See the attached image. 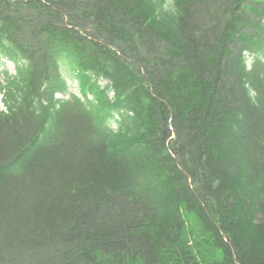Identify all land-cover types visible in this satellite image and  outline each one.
I'll list each match as a JSON object with an SVG mask.
<instances>
[{"label":"trees","instance_id":"obj_1","mask_svg":"<svg viewBox=\"0 0 264 264\" xmlns=\"http://www.w3.org/2000/svg\"><path fill=\"white\" fill-rule=\"evenodd\" d=\"M0 57V264H264V0H0Z\"/></svg>","mask_w":264,"mask_h":264},{"label":"rangeland","instance_id":"obj_2","mask_svg":"<svg viewBox=\"0 0 264 264\" xmlns=\"http://www.w3.org/2000/svg\"><path fill=\"white\" fill-rule=\"evenodd\" d=\"M246 55V54H245ZM247 65L249 66L251 63V58L249 56H247ZM8 74V75H14L15 74V67L14 64L7 60L4 59L3 57H0V81L3 82L2 79H4V76ZM62 74H63V78L66 80V84H67V95H61V94H57L58 98H68L71 94H75L78 97H81V93L78 90V81L77 79L74 77L75 75L66 70V68H62ZM99 85L101 87H105L107 85V81L105 79H99L98 80ZM88 97L90 98V96L88 95ZM108 97L112 98L113 97V91H109L108 92ZM0 109H4L3 103H2V94L0 93ZM112 126L114 127L115 125Z\"/></svg>","mask_w":264,"mask_h":264}]
</instances>
